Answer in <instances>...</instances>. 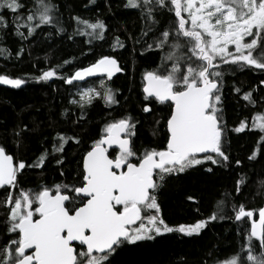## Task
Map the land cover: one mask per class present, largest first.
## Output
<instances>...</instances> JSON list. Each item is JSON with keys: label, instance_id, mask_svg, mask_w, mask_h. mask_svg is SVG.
<instances>
[{"label": "trees", "instance_id": "obj_1", "mask_svg": "<svg viewBox=\"0 0 264 264\" xmlns=\"http://www.w3.org/2000/svg\"><path fill=\"white\" fill-rule=\"evenodd\" d=\"M25 2L33 4V0ZM50 2L57 7L58 22L41 25L30 36L20 28L27 39L17 35L11 12L6 15L8 28L0 29V48L6 50L0 54V75L25 81L20 88L0 84V146L13 155L15 163L23 161L27 165V174L20 176L17 186L25 191L79 186L84 156L106 134L107 125L120 119L135 125L132 142L140 155L145 150H164L169 137L166 122L172 105L145 96L143 82L147 72L158 68L163 71V54L157 41L163 30L178 23L174 12L164 8L146 17L140 9L128 7L127 0ZM74 17L90 23L103 21V38L74 35L78 27H85ZM103 56L115 58L123 73L114 79L90 82L86 86H93L99 95L81 101L76 93L79 87L65 81ZM233 67L220 66L223 76L219 79L221 100L217 105L229 160L223 164L204 162L183 174L166 175L162 181L153 176L159 184L155 198L160 219L166 225L174 228L206 220L207 226L191 237L173 232L126 245L117 251L113 264H219L247 244L251 225L264 206V188L260 187L264 181V132L252 127L257 117H264V84L260 83L264 72L247 68L233 71ZM47 70H55L57 75L48 81L38 80ZM107 89L118 103L106 102ZM248 92L254 103L244 99ZM146 106L151 110L144 111ZM242 123L245 127L237 131ZM25 125L34 131L22 133L24 143L18 148L14 130ZM58 136L65 137L66 142ZM61 145L63 151H55ZM238 180L245 181L239 193ZM2 193L0 189V201ZM222 200L221 212L217 206ZM233 204L243 205L253 216L235 220ZM6 211L0 203V247L8 241ZM213 214L217 218L210 220Z\"/></svg>", "mask_w": 264, "mask_h": 264}, {"label": "snow or ice", "instance_id": "obj_2", "mask_svg": "<svg viewBox=\"0 0 264 264\" xmlns=\"http://www.w3.org/2000/svg\"><path fill=\"white\" fill-rule=\"evenodd\" d=\"M127 6L140 9L146 17L167 8L178 21L160 33L157 47L163 54V71L158 68L147 72V86L143 89L147 97L174 105L166 122L170 134L166 148L138 154L130 139L135 125L120 119L107 125L106 134L87 152L79 186L25 191L17 186L20 176L27 174V165L23 161L14 163L13 155L0 146V203L7 210L8 233L7 243L0 247V264H113V257L122 247L174 231L152 214V210L159 211L155 198L159 184L154 174L162 181L166 175L183 174L204 162L223 164L229 160L217 108L221 100L219 79L223 76L220 66L230 64L233 71L247 68L264 72V0H127ZM56 11L50 0H33L32 6L25 0H0V29L8 28L6 15L11 12L17 35L27 39L20 28L30 36L37 27L58 22ZM182 13L187 14V19ZM74 19L85 26L78 27L74 35L103 38V21ZM5 52L0 48V54ZM118 71H122L118 61L103 56L91 66L76 70L65 82L72 84L73 80L81 81L99 72L110 78ZM56 75L55 70H47L37 79L48 81ZM24 83L20 78L0 75V84L20 88ZM260 83L264 84V78ZM93 91L88 89L82 96ZM104 99L118 103L111 89L106 90ZM244 99L254 103L251 92L245 93ZM150 110L148 106L144 108L146 112ZM244 127L242 123L237 131ZM252 127L257 126L253 123ZM259 128L264 132V123ZM27 131L34 129L25 125L14 130L18 148L24 143L22 133ZM58 138L66 142L65 137ZM55 151H63L62 145ZM46 156L43 154L41 159ZM243 183L237 181V193ZM260 187L264 188V181ZM76 201L78 206L73 207ZM223 205L222 200L217 206L221 212ZM232 212L237 221L253 216L243 205L233 204ZM216 218V214L209 217ZM207 222L181 225L178 231L189 237L199 235ZM219 264H264V209L259 212V222L251 225L247 244Z\"/></svg>", "mask_w": 264, "mask_h": 264}, {"label": "rangeland", "instance_id": "obj_3", "mask_svg": "<svg viewBox=\"0 0 264 264\" xmlns=\"http://www.w3.org/2000/svg\"><path fill=\"white\" fill-rule=\"evenodd\" d=\"M182 15H184L185 16V18L187 19V14L186 13H182ZM246 39H248V38H246ZM92 82V81H91ZM90 83V82H89ZM89 83H87V84H84V85H77L79 88L77 89V91H76V93H77V95H78V97H79V99H81V101H89V100H91L92 98H94V97H98V95H96V93L98 92L95 88H93V86H86V85H88ZM88 89H93L94 91L92 92V93H89L88 95H86V96H82V93H86L87 92V90ZM262 118V116H259V117H257V120H256V129L258 130L259 129V125L261 124V123H264V119H261ZM131 131L133 132V128L131 129ZM131 139L133 138V135L130 137ZM133 140V139H132ZM158 181H161L160 179H159V177H158ZM152 214L153 215H155V216H157V218L158 219H160V215H159V211L157 212L156 210H152ZM36 217H34V219H35ZM144 223L145 224H147L148 223V221L145 219L144 220ZM168 226V225H167ZM187 226V225H186ZM169 227H171V226H169ZM171 228H173V227H171ZM174 229V231L173 232H177V233H180L179 231H178V229H179V226H177V227H174L173 228ZM173 232H171V233H173ZM201 232V231H200ZM164 234H168V233H164ZM182 234V233H181ZM195 235V234H194ZM193 235V236H194Z\"/></svg>", "mask_w": 264, "mask_h": 264}, {"label": "water", "instance_id": "obj_4", "mask_svg": "<svg viewBox=\"0 0 264 264\" xmlns=\"http://www.w3.org/2000/svg\"><path fill=\"white\" fill-rule=\"evenodd\" d=\"M118 66L122 69V67H121V64L118 62ZM122 71H123V69H122ZM122 71H118V72H114L113 74H112V76L110 77L111 79H114V78H116L117 76H119V75H121L123 72ZM74 76V75H73ZM104 78H109L108 77V75H107V73H103V72H99V73H96V74H94L93 76H90V77H86L84 80H81V81H76V80H73V83L71 84V85H84V84H87V83H89V82H91V81H95V80H100V79H104ZM143 84H144V87H146L147 86V81H146V79L144 80V82H143ZM2 86H4L5 88L6 87H9V88H11L12 86L11 85H4V84H1ZM219 87H220V84H219ZM144 94H145V96H147V94L144 92ZM149 98H151V97H149ZM166 103H168V104H171L172 106V112L174 111V105H173V103L171 102V101H168V102H166ZM167 132H168V129H167ZM170 134H169V132H168V136H169ZM131 139V138H130ZM131 141H132V139H131ZM113 149H109V153H110V151H112ZM86 156V155H85ZM84 156V157H85ZM14 163H15V160H14ZM82 170H83V163H82ZM153 179H154V177H153ZM154 181H155V179H154ZM262 209H264V206H263V208ZM254 222H256V223H258L259 222V213H258V216H257V219L254 221ZM138 223V222H137Z\"/></svg>", "mask_w": 264, "mask_h": 264}, {"label": "flooded vegetation", "instance_id": "obj_5", "mask_svg": "<svg viewBox=\"0 0 264 264\" xmlns=\"http://www.w3.org/2000/svg\"><path fill=\"white\" fill-rule=\"evenodd\" d=\"M112 151H113V150H112ZM112 151H110V153H111ZM133 227H135V225H134Z\"/></svg>", "mask_w": 264, "mask_h": 264}]
</instances>
